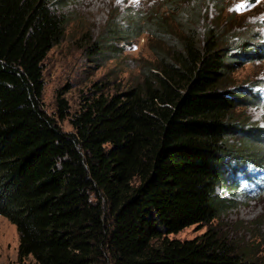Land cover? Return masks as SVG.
I'll use <instances>...</instances> for the list:
<instances>
[{
    "label": "trees",
    "instance_id": "trees-1",
    "mask_svg": "<svg viewBox=\"0 0 264 264\" xmlns=\"http://www.w3.org/2000/svg\"><path fill=\"white\" fill-rule=\"evenodd\" d=\"M204 1L165 0L174 21L154 10L87 38L93 56L103 35L131 29L160 42L122 90L97 86L71 113L57 90L55 114L71 125L63 130L42 104V60L67 24L62 0H0V214L17 231L18 260L30 257L21 264H264V219L254 244L212 223L226 206L215 192L224 168L264 159L252 145L264 144V125L234 114L258 94L251 80L231 79L229 62L264 41L221 21L224 0L202 21ZM192 223L206 227L167 236Z\"/></svg>",
    "mask_w": 264,
    "mask_h": 264
},
{
    "label": "rangeland",
    "instance_id": "rangeland-1",
    "mask_svg": "<svg viewBox=\"0 0 264 264\" xmlns=\"http://www.w3.org/2000/svg\"><path fill=\"white\" fill-rule=\"evenodd\" d=\"M191 1L188 0L189 3ZM216 1L205 0L200 4L202 21L208 23L217 15ZM224 3L223 12L219 14L223 23L242 24L244 32L255 28L260 38H264V0H224ZM240 4L245 6L237 11ZM57 9L66 14L67 24L62 38L47 51L42 60V104L63 130H71L68 115L59 118L55 114L54 95L57 90L66 99L69 113L77 109L83 96L94 91L97 86L106 93L122 90L140 78V70H145L148 62L154 59V43L160 42L151 32L130 28L126 32L129 34L121 35L118 39L103 35L108 41L106 45L103 44L104 51L93 56L87 48V38L92 39L113 23L128 28L131 22L141 20L154 10L163 12L167 21H174L173 16L178 9L167 8V12H164L165 0H62ZM230 10H233L235 17H227ZM262 48L261 45L259 51L245 54L246 58H238L237 51H233V60L229 61L231 79L241 85L251 80V88L258 94L257 102L245 108H237L234 114L248 115V119L259 126L264 125ZM249 57L253 59H247ZM240 141L238 135H234L230 141L231 147L237 152L244 148ZM252 145L264 155V144L257 142ZM243 160L244 164L237 163L235 169L226 166L223 181L215 186L216 194L227 201L219 217L214 218L212 223H220L231 237L254 244L258 241L264 219V167H255V163H264V159ZM205 227V224L192 223L167 236L190 238L202 232ZM17 243L18 234L14 224L0 214V264L29 262L30 257L18 260ZM263 246H256L258 252Z\"/></svg>",
    "mask_w": 264,
    "mask_h": 264
},
{
    "label": "snow or ice",
    "instance_id": "snow-or-ice-1",
    "mask_svg": "<svg viewBox=\"0 0 264 264\" xmlns=\"http://www.w3.org/2000/svg\"><path fill=\"white\" fill-rule=\"evenodd\" d=\"M244 6H245L244 4H240L237 6L236 10L237 11L242 10Z\"/></svg>",
    "mask_w": 264,
    "mask_h": 264
},
{
    "label": "clouds",
    "instance_id": "clouds-1",
    "mask_svg": "<svg viewBox=\"0 0 264 264\" xmlns=\"http://www.w3.org/2000/svg\"><path fill=\"white\" fill-rule=\"evenodd\" d=\"M241 164H244V160H242V163ZM255 165H262V166H264V163L263 162H257V163H255Z\"/></svg>",
    "mask_w": 264,
    "mask_h": 264
}]
</instances>
